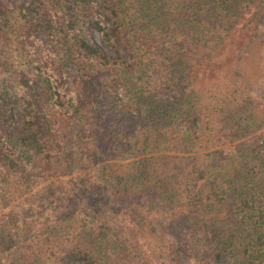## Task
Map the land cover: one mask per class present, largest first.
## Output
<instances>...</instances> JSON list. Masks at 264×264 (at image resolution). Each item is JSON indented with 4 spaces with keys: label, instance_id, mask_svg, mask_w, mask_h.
I'll return each instance as SVG.
<instances>
[{
    "label": "trees",
    "instance_id": "16d2710c",
    "mask_svg": "<svg viewBox=\"0 0 264 264\" xmlns=\"http://www.w3.org/2000/svg\"><path fill=\"white\" fill-rule=\"evenodd\" d=\"M262 27L264 0H0V264H264Z\"/></svg>",
    "mask_w": 264,
    "mask_h": 264
},
{
    "label": "rangeland",
    "instance_id": "374dc122",
    "mask_svg": "<svg viewBox=\"0 0 264 264\" xmlns=\"http://www.w3.org/2000/svg\"><path fill=\"white\" fill-rule=\"evenodd\" d=\"M261 33L264 36V28L262 27ZM93 39L101 44L108 52H113L112 49L107 45V43L104 41L102 34L100 31L94 29L92 32ZM258 48L260 49V56L256 60V65L261 67L264 71V44H259ZM252 95L255 98H260L264 95V75L263 79L254 86ZM253 147L257 145L259 146V156L260 158H257L253 161L252 165H255V171L253 172V176H256L259 182H264V148L260 147L264 145V127L260 130H258L257 134L255 135V139L253 142L250 143Z\"/></svg>",
    "mask_w": 264,
    "mask_h": 264
}]
</instances>
